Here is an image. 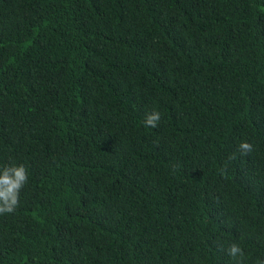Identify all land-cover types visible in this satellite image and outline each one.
Masks as SVG:
<instances>
[{"label": "trees", "instance_id": "obj_1", "mask_svg": "<svg viewBox=\"0 0 264 264\" xmlns=\"http://www.w3.org/2000/svg\"><path fill=\"white\" fill-rule=\"evenodd\" d=\"M10 165L0 264H257L264 0H0Z\"/></svg>", "mask_w": 264, "mask_h": 264}, {"label": "clouds", "instance_id": "obj_2", "mask_svg": "<svg viewBox=\"0 0 264 264\" xmlns=\"http://www.w3.org/2000/svg\"><path fill=\"white\" fill-rule=\"evenodd\" d=\"M161 119L158 111L153 109L145 114L143 125L156 128ZM237 151L241 155H248L253 151L252 144L241 142ZM230 157L229 159H234ZM28 182V175L23 165H10L0 168V215L13 213L19 204V196L22 188ZM227 255L235 264H244L245 254L238 243L228 245ZM257 264H264V259L258 260Z\"/></svg>", "mask_w": 264, "mask_h": 264}]
</instances>
